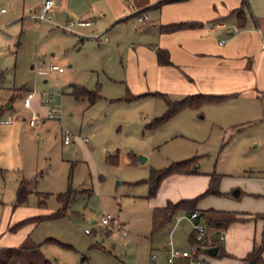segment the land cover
Masks as SVG:
<instances>
[{"label": "rangeland", "instance_id": "obj_1", "mask_svg": "<svg viewBox=\"0 0 264 264\" xmlns=\"http://www.w3.org/2000/svg\"><path fill=\"white\" fill-rule=\"evenodd\" d=\"M43 2L0 0V9L6 10L0 14V92L5 96L4 106L15 95V108L24 116L35 110L40 118H46L49 104L60 110L45 121L49 130L39 132L37 154L28 169L29 181L24 183L28 192L24 203L16 204L22 177L0 176V246L17 247L28 237L39 245L28 252L30 264H44L46 260L49 264H144L122 231L103 234L110 227L116 230V226H99L100 216L110 214L120 224L132 227L127 239L135 233H148L150 207L143 198L146 187L129 183L147 178L150 169H164L192 158L196 166L192 175L198 178L188 180L192 188L188 194L196 191L195 198L212 175H216L220 192L198 203L206 199L207 208L214 202L215 206H228L218 210L220 213L264 206V202H252L254 198L243 194L264 195V121L260 113L239 116L233 113L232 100L201 103L156 125L155 119L166 112L167 105L166 100L148 95L153 87L144 74L151 75L153 70L147 56L144 70L140 57H135L144 40L136 30L140 23L128 19L118 23L115 30L119 34L107 30L102 24L105 0H54L46 20L36 23ZM66 8L92 25L71 27L76 34L70 32L65 28L72 22ZM147 42L156 39L148 38ZM50 64L64 71H50ZM70 84L95 91L101 98L92 104L87 98L75 99L69 93ZM27 92L35 96L31 109L23 107ZM167 98L179 101L182 96ZM247 118L253 120L246 122ZM65 130L70 132L69 145L62 143ZM115 155V164L107 162V156ZM201 179L207 183L197 193ZM69 189L72 198L66 212L48 218L61 207L56 195ZM235 189L243 193L234 197ZM208 220L203 218L214 228ZM233 223L220 229L225 233ZM223 231L215 233L217 238ZM218 245L222 248L223 241ZM202 257L209 263L218 258ZM8 264L28 262L26 257L12 258Z\"/></svg>", "mask_w": 264, "mask_h": 264}, {"label": "crops", "instance_id": "obj_2", "mask_svg": "<svg viewBox=\"0 0 264 264\" xmlns=\"http://www.w3.org/2000/svg\"><path fill=\"white\" fill-rule=\"evenodd\" d=\"M160 1L162 0H105V5L102 7V17L105 18L102 24L109 28L107 30H115L118 23H126L128 19L140 23V28L136 30L140 31L141 38L144 40L143 44L137 47L138 53L136 52L135 57L136 59L140 57L139 65L144 70L143 59L147 56L150 70H153L151 75L147 73L145 77L144 74L145 81L153 87L148 95L158 98H160L158 94L166 97L181 95L182 99L196 95L223 96L224 99L217 103L222 104L232 100L233 113L249 117L252 113H260L258 116L264 121V0H247L246 23L242 28L237 26L234 15H231L233 10L240 7L241 0H172L157 7L156 4ZM64 6L66 7V3ZM67 10L72 20H79L70 9ZM5 13L6 10L0 14ZM140 15L144 16L142 20H138ZM179 23H195L196 26L173 32L161 30V27L166 25ZM91 25L90 22L87 26L73 25L72 27L84 28ZM69 31L76 34L74 30ZM114 32V34L120 33L117 29ZM148 38H154L156 42H147ZM158 48L167 51L170 64L158 63L156 57ZM1 75L0 73V77ZM72 85L75 84H70V94ZM20 90L24 91V88ZM34 97L33 94L28 106H25L24 97L25 109H31V101ZM15 98V95L8 98L6 102L8 106L5 107V96L0 92V176L22 177L20 182L27 183L29 179H26V176L31 171L28 169L32 166L38 150L39 132L49 130L45 122L48 119L41 118L38 126L30 127L27 118L31 113L37 114L38 111L31 110L28 117L24 116L15 108ZM38 115L40 117V114ZM41 116L45 117V114ZM252 120L247 118L245 121ZM46 136L48 138L49 135ZM61 138L63 143V133ZM116 160V155L114 158L107 156L109 163L115 164ZM148 177L129 184H144L146 187L147 194L143 198L148 200L150 207L148 221L150 225L147 227L149 232H134L135 236L127 239L128 235H131L130 232H133V228L120 224L113 218L116 230L110 227L103 234L109 236L122 231L120 233L127 240L128 245L136 246L138 260L149 262L150 255L158 253V261L162 263L167 255L169 241L175 247L187 249L194 232L192 223L188 219L189 214L182 210L175 213L165 224L153 228L155 211L163 208L168 202L177 203L180 200L193 198L196 191L188 194L192 188H189L187 182L198 177L192 174L170 175L162 180L156 195L151 198H148ZM209 180L207 183V179H201L202 183L197 193L204 189L206 183L208 186ZM241 192L240 190L238 196ZM243 194L254 198L252 202H264V195L261 193L244 192ZM207 202L209 201L203 199L196 206L203 211L199 218L203 223V218H219L221 215L218 210L228 209V206H215V202L214 206L207 208ZM239 209L233 212L247 220L231 224L227 230L228 234L225 231L227 239L221 227L213 228L204 223L207 234L212 236L213 240L218 243L223 241L221 251L226 254V256H218L209 264H242L243 258L252 249L254 243L260 240L263 222L254 218V215L263 214L264 206L261 208L254 206L248 210ZM183 220H187L188 223L182 224ZM220 230L224 235L222 240L215 235ZM48 239L51 238H47V241ZM213 240L209 241L213 243ZM23 241L24 239L21 242ZM28 241L29 245L34 246L35 249L39 246L32 243L29 238ZM67 246L69 247H63L71 248L70 245ZM2 247L9 248L0 246ZM26 259L30 264L27 256ZM262 259L264 264V254ZM46 263L49 264L47 260Z\"/></svg>", "mask_w": 264, "mask_h": 264}, {"label": "trees", "instance_id": "obj_3", "mask_svg": "<svg viewBox=\"0 0 264 264\" xmlns=\"http://www.w3.org/2000/svg\"><path fill=\"white\" fill-rule=\"evenodd\" d=\"M172 0H162L159 3L156 4V6H161L164 3L170 2ZM248 4L247 0H241V5L239 8L233 10L231 12V15H234L236 24L238 27L242 28L245 26L246 23V14L245 10L247 9ZM195 23H179V24H171L166 25L164 27H161V30L163 32H173L179 29L183 28H191L195 27ZM156 57L159 64L165 65L170 64L168 59V53L165 50L162 49H156ZM71 95L75 99L80 98H87L89 103L92 104L99 98H101L95 91H89L85 89L82 86L78 85H72L71 87ZM158 96L164 100H166V112L159 118L155 119V124L159 125L165 121H167L169 118L174 116L179 111L186 109V108H195L201 103H217L224 99L223 96H211V95H196V96H189L185 97L179 101H170L168 98L163 94H158ZM195 158L188 159L185 161H181L178 163H173L167 168L155 170L151 169L149 173V177L147 179V183L149 185V191H148V198L154 197L157 193V190L165 178H167L170 175L173 174H194L196 173L195 170ZM26 182H20V186L17 190V200L16 204H22L26 201V197L28 192L25 190ZM218 182L216 175L210 176L209 184L206 188V190L200 194L199 196L192 198V199H185L180 200L177 203H171L168 202L163 208L158 209L155 211V217L153 218V228H157L166 222L170 220V218L177 213L178 211L182 210L188 213L189 215L193 212H197L198 217L200 218L202 216V212H199L196 209V206L198 204V201L206 196L209 195H220V192L217 188ZM45 195V194H44ZM57 201L61 204V207L58 211L52 213L48 218H57L62 216L66 209L69 207L71 202V189L67 190L64 193H59L56 195ZM219 218L215 219H209L208 223L209 225L214 224L216 227H224L228 225L231 222L241 221L244 222L247 219H243L241 217H238L237 213H220ZM254 218L262 220L263 226L261 231L260 240L256 243H254L252 249L247 253V255L243 258L242 264H263L262 255L264 254V213L263 214H255ZM195 239V235L193 233L192 240L193 242ZM214 239L212 236L207 234L206 241L204 243L205 246H217L218 250L215 256H226L224 252L221 251L220 246L218 245V242L216 240H213V243H211L209 240ZM50 242H55L57 244V241L48 239ZM62 246L69 247L64 244H60ZM34 246L29 245L28 238L25 239L19 246L13 247V248H0V264H8L9 261L12 258H24L30 252V250H33ZM44 264H47L46 262ZM175 264H186L184 260H178Z\"/></svg>", "mask_w": 264, "mask_h": 264}, {"label": "built area", "instance_id": "obj_4", "mask_svg": "<svg viewBox=\"0 0 264 264\" xmlns=\"http://www.w3.org/2000/svg\"><path fill=\"white\" fill-rule=\"evenodd\" d=\"M52 8H53V0H44L41 6V11L35 18L36 23L46 20L47 18L46 15ZM3 12H5V9L1 8L0 13ZM143 18L144 16L142 15L138 16V20H142ZM89 24L90 22L87 20H75V22L72 20V22H70L69 25L66 26L65 28L71 30V27L73 25L87 26ZM48 70L57 71V72L64 71L62 67H59L56 64H50L48 66ZM32 96H33L32 92L26 94L24 99L25 106H28L29 100L31 99ZM44 103L47 104L48 102L44 101ZM59 113H60L59 108L55 107L52 104H49L48 111L46 113V119H52ZM40 122H41V118L36 113H31L27 118V123L30 127L38 126ZM84 141L86 142L87 140L84 139ZM63 143L64 144L70 143V132L67 130L63 132ZM188 219L192 223V229L195 235L194 241L189 244L188 248L181 249L175 247L172 245V242L169 241L167 243V255L162 263L158 261L156 253H152L150 255V261L145 262L144 264H175L176 261L178 260H184L186 264H209V262L202 257L203 253L199 250L200 246H205L204 243L207 238V231L205 225L199 219L197 212H193L190 215H188ZM98 223L103 227H109L115 224V220L110 214H102L100 216ZM223 238H224L223 233H219L218 239L222 240Z\"/></svg>", "mask_w": 264, "mask_h": 264}, {"label": "water", "instance_id": "obj_5", "mask_svg": "<svg viewBox=\"0 0 264 264\" xmlns=\"http://www.w3.org/2000/svg\"><path fill=\"white\" fill-rule=\"evenodd\" d=\"M141 160L143 161L144 160V157L140 156ZM238 189H235L233 192H232V195L237 197L238 196ZM199 250L203 253V254H206V255H209V256H215L216 253H217V246H200L199 247Z\"/></svg>", "mask_w": 264, "mask_h": 264}]
</instances>
